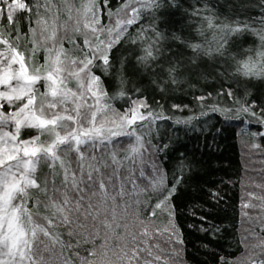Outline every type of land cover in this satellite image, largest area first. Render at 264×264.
<instances>
[{"label": "snow or ice", "instance_id": "snow-or-ice-1", "mask_svg": "<svg viewBox=\"0 0 264 264\" xmlns=\"http://www.w3.org/2000/svg\"><path fill=\"white\" fill-rule=\"evenodd\" d=\"M232 124L264 141V0H0V264H187L193 233L200 264H237L211 164Z\"/></svg>", "mask_w": 264, "mask_h": 264}, {"label": "trees", "instance_id": "trees-1", "mask_svg": "<svg viewBox=\"0 0 264 264\" xmlns=\"http://www.w3.org/2000/svg\"><path fill=\"white\" fill-rule=\"evenodd\" d=\"M54 4L68 3H79L80 0H52ZM63 17L61 21L63 22ZM39 59V57H38ZM156 99H160L158 95ZM178 102V101H170ZM187 103V101H185ZM166 116H172L173 119L183 118L182 113H172L165 109ZM174 125H170L167 122H163L159 125L154 126V129L158 132L160 137H163L165 141L172 135ZM256 131L255 128L249 129L247 126L240 124H232L229 130L224 133V138L217 139V147L214 156L212 157L211 164L217 169L214 173V178L223 177L233 185V187L226 188L228 196L226 199L229 200V204L233 207L229 209L228 219L225 224L232 228L233 235L225 236L227 243L224 246L229 252H234L235 256L229 258L241 264L244 257L243 245L237 247L236 240H243L244 237L248 236V229L255 228L257 224H260V220L264 219V212L253 211L250 215L253 219L249 222L244 219L243 215H238L239 205L241 200L248 195L253 193L256 196H260L264 193L261 192V188H264V151L253 150L251 148L252 143H259L264 146V141L251 140L249 132ZM179 135L183 138V142L186 143V148L183 149L186 154L190 157L195 154L197 157L200 155L199 149L203 147L201 139H198L195 133H190L185 136L183 132ZM254 203H256L254 201ZM260 207L259 204H257ZM234 217H238L234 219ZM235 224L233 228L232 225ZM264 227V225H261ZM255 235L259 239H251L248 241L249 245L257 244L260 240H264V235L256 232ZM186 250L185 259L187 264H200L201 261L209 260L210 257L206 256L203 251L198 250L201 241L197 238V234L191 235L186 234ZM164 247L163 243L161 244ZM176 264H180L179 261Z\"/></svg>", "mask_w": 264, "mask_h": 264}]
</instances>
